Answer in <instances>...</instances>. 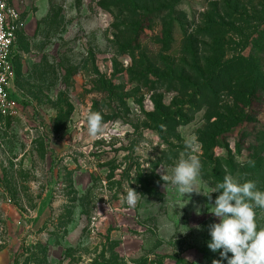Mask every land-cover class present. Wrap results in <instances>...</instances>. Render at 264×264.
Instances as JSON below:
<instances>
[{"label": "rangeland", "instance_id": "1", "mask_svg": "<svg viewBox=\"0 0 264 264\" xmlns=\"http://www.w3.org/2000/svg\"><path fill=\"white\" fill-rule=\"evenodd\" d=\"M10 2L21 110L0 120V264H227L208 248L219 222L208 198L182 197L161 175L195 136L204 192L229 174L264 191L248 173L264 154V92L203 86L225 61L264 74V0ZM128 185L135 207L121 199Z\"/></svg>", "mask_w": 264, "mask_h": 264}, {"label": "clouds", "instance_id": "2", "mask_svg": "<svg viewBox=\"0 0 264 264\" xmlns=\"http://www.w3.org/2000/svg\"><path fill=\"white\" fill-rule=\"evenodd\" d=\"M86 121L89 136L96 137L103 133L104 121L101 112H89ZM196 143L195 136L185 140L189 153L180 156L170 174L167 169H162L161 179L165 184L174 185L182 197L196 193L208 198L209 203L205 207L219 220L209 226L210 250H220V256L227 260V264H264V227L258 228L256 223V209L264 210V191L258 190L253 180L241 183L229 174L224 176L223 182L217 183L214 190L204 192L199 187L201 161L198 155L191 154ZM124 191L122 201L129 207H135L142 195L129 185ZM213 192L220 193L214 205L211 203ZM188 202L187 200L182 207ZM195 211L197 215L201 214L200 207H196ZM228 253L232 254L231 257ZM212 264H221V260L214 259Z\"/></svg>", "mask_w": 264, "mask_h": 264}, {"label": "trees", "instance_id": "3", "mask_svg": "<svg viewBox=\"0 0 264 264\" xmlns=\"http://www.w3.org/2000/svg\"><path fill=\"white\" fill-rule=\"evenodd\" d=\"M209 36L213 37L217 34V28L213 27V29L208 31ZM18 49H19V36H18ZM18 57L15 61V69H16V80H15V86L17 89H20V72L18 67ZM227 62L225 61L220 64L218 69H213L210 71V73L206 76L204 80L203 86L206 87L209 94H215L217 90H230L231 84L236 83L237 86H235V89L237 91H243L251 96L254 97L255 95H259L258 93L264 92V74H262L260 71L257 70L258 64H250L247 61H235V63H230L227 65ZM219 65V64H218ZM204 78H202L203 80ZM255 98V97H254ZM181 125V124H179ZM264 139V134H263ZM204 147L208 148L206 150H210L211 147L215 146L216 144L213 143V140H207V142H203ZM252 170H249L248 173L251 174V177H255L258 182H262L264 184V154L262 156L256 157L255 164L250 168ZM206 174V173H205ZM216 178H218V181L214 185H217V183L223 182L222 178L219 175H215ZM210 181V177L207 176L206 180ZM262 210V209H260ZM264 227V222L259 223ZM211 264V262H209Z\"/></svg>", "mask_w": 264, "mask_h": 264}, {"label": "built area", "instance_id": "4", "mask_svg": "<svg viewBox=\"0 0 264 264\" xmlns=\"http://www.w3.org/2000/svg\"><path fill=\"white\" fill-rule=\"evenodd\" d=\"M21 16L10 0H0V120L19 115L15 61L19 56Z\"/></svg>", "mask_w": 264, "mask_h": 264}]
</instances>
